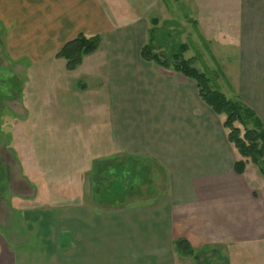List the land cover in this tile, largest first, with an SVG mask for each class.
<instances>
[{"label": "crops", "instance_id": "0c3cea01", "mask_svg": "<svg viewBox=\"0 0 264 264\" xmlns=\"http://www.w3.org/2000/svg\"><path fill=\"white\" fill-rule=\"evenodd\" d=\"M187 25L222 92L264 124V0H0V54L21 82L19 184L0 191V225L16 219L0 231V264H199L179 239L227 264H264V176L250 161L236 172L225 118L195 80L141 56L150 40L163 49V34L194 39ZM79 34L101 46L70 70L57 54ZM122 156L164 181L107 210L95 166Z\"/></svg>", "mask_w": 264, "mask_h": 264}, {"label": "trees", "instance_id": "16d2710c", "mask_svg": "<svg viewBox=\"0 0 264 264\" xmlns=\"http://www.w3.org/2000/svg\"><path fill=\"white\" fill-rule=\"evenodd\" d=\"M101 36L79 34L68 41L57 56L66 60L70 70L76 69L86 55L99 49ZM188 47L181 44L172 55L156 51L150 40L141 49V56L164 68L174 71L196 81L203 101L218 115L224 116V127L228 139L238 150L241 158L235 163V170L242 174L250 161L256 165L264 176V124L255 113L241 102L229 99L219 88L213 73L203 64L205 71L194 66V59L184 57ZM200 59L198 56L195 58ZM1 169V168H0ZM95 201L99 205L110 207L124 205L127 201L143 195V187L153 184V164L141 158L126 156L121 160H106L96 163L94 171ZM153 187V186H151ZM177 250L185 256H193L196 260L204 252L195 253L186 239L176 241Z\"/></svg>", "mask_w": 264, "mask_h": 264}, {"label": "rangeland", "instance_id": "374dc122", "mask_svg": "<svg viewBox=\"0 0 264 264\" xmlns=\"http://www.w3.org/2000/svg\"><path fill=\"white\" fill-rule=\"evenodd\" d=\"M191 26L187 25L184 29L186 35L190 32V35L193 36L192 38H187L186 40L181 37L180 34L177 33H170V36H166L165 34L161 35L162 33H158V35L162 36V40L159 39L160 42L165 44L164 48H157V52H161L164 54L172 55L174 54L178 47L181 45V42L186 41L188 45H190V51L197 54V56H201L200 61L204 64V60H207L205 55H207L204 46L198 42L195 33L192 32L190 29ZM179 29V28H177ZM173 30H176L173 29ZM183 35V34H182ZM195 40V41H194ZM158 43V42H157ZM185 53L187 56L191 53ZM205 54V55H204ZM203 55V56H202ZM204 57V58H202ZM0 54V175L1 178H5L0 180V191H6V187H8V195L7 199L13 194V187L17 188L19 184V169L17 164V159L14 154V151L10 145V141L14 144V140L10 139V134L13 129V118H15L17 114L18 106L20 105V95L19 90L21 87V82L17 77V66L15 64L6 63ZM205 65V64H204ZM202 71H205V68H201ZM16 111V112H15ZM125 158L124 156L119 157L117 160H121ZM153 164V163H152ZM164 181L163 174L157 169V166L153 164V184L151 186L159 187ZM151 186H144L143 187V196H145L146 191L149 189H154ZM261 193H264V179L260 180ZM3 195L0 194V218L2 219L4 216H9V212L7 209L6 201ZM139 198V197H137ZM128 202V201H127ZM8 203V202H7ZM117 207V205H116ZM3 216V217H2ZM16 214L13 217L12 221L6 225H0V231L7 235L11 230L12 226L15 223ZM224 246H222L223 248ZM208 249V248H207ZM205 249V250H207ZM204 250V251H205ZM210 250V251H209ZM209 255L207 251L200 256L197 260L199 264H227L225 258L217 255L216 247L213 249H209Z\"/></svg>", "mask_w": 264, "mask_h": 264}]
</instances>
